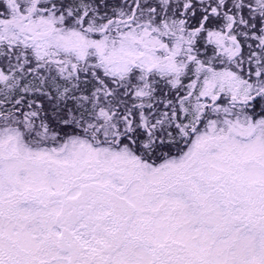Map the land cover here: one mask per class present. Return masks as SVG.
Returning <instances> with one entry per match:
<instances>
[{"label":"snow or ice","instance_id":"6c2138e0","mask_svg":"<svg viewBox=\"0 0 264 264\" xmlns=\"http://www.w3.org/2000/svg\"><path fill=\"white\" fill-rule=\"evenodd\" d=\"M0 264H264V0H0Z\"/></svg>","mask_w":264,"mask_h":264}]
</instances>
